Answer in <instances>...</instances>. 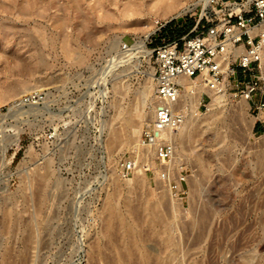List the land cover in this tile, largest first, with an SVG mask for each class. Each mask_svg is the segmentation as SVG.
Masks as SVG:
<instances>
[{
    "label": "rangeland",
    "instance_id": "1",
    "mask_svg": "<svg viewBox=\"0 0 264 264\" xmlns=\"http://www.w3.org/2000/svg\"><path fill=\"white\" fill-rule=\"evenodd\" d=\"M198 1L0 0V264H242L243 247L264 264V124L233 81L214 105L201 95L179 144L182 196L160 179L155 149L152 171L122 175L126 161L147 160L142 132L112 140L147 84L153 101L155 48L192 32L211 5L183 11ZM152 30V55L133 49ZM36 92L45 100H25Z\"/></svg>",
    "mask_w": 264,
    "mask_h": 264
},
{
    "label": "built area",
    "instance_id": "2",
    "mask_svg": "<svg viewBox=\"0 0 264 264\" xmlns=\"http://www.w3.org/2000/svg\"><path fill=\"white\" fill-rule=\"evenodd\" d=\"M167 24L161 23L159 28ZM155 52V116L143 128L141 142L154 147L160 179L182 196L187 177L182 173L179 179L172 178L177 150L174 137L190 110L182 78L196 79L209 90L219 89L226 79L233 81V86L253 102L264 124V89L260 88L259 75L264 55V0H215L189 35L164 39ZM241 74L249 79L243 81ZM46 96L45 92H36L25 100L40 102ZM152 168L149 162L131 159L123 164L121 172L127 177L137 169L149 172Z\"/></svg>",
    "mask_w": 264,
    "mask_h": 264
},
{
    "label": "bare ground",
    "instance_id": "3",
    "mask_svg": "<svg viewBox=\"0 0 264 264\" xmlns=\"http://www.w3.org/2000/svg\"><path fill=\"white\" fill-rule=\"evenodd\" d=\"M163 1H164L165 4L167 3L166 5H168V6H166V7H168V8L171 7V10H172V8L174 6V3H172L173 0H163ZM213 1H215V0H199L198 2L194 3L192 6L186 7V9H183V11H186V10H194V9H196V7H197V5L199 3H203L204 4L203 12H205L206 11V8L208 7V5L210 3H212ZM209 8H210V6L208 7V9ZM168 12H170V11H166L165 13H168ZM155 30H152V31L148 32L147 35H146V37H145V39L138 40L137 43L134 45L133 49H135L136 51L137 50L138 51L140 50V52L143 51V52H146V53L151 54L152 51L147 49L146 43H147L148 39L151 37V35L154 33ZM262 65H264V55H263ZM151 78L156 79L154 77V74L151 76ZM182 81L185 84V96H186V99L190 103V107H189L190 110L188 111V116H187L185 122L180 127V129L178 130V132L176 133V135L174 137L175 138V141H176V147H177L175 159L178 156L179 144H182L183 145L184 142H185L184 141L185 140L184 139L185 138V135L188 132L192 131L195 128L196 118L200 115L199 108L198 107H199V105L201 103V95L204 92H208V93L211 94V96H212V98L214 100V102L212 101L213 102V105L215 103H218V101L223 96V94L221 92L223 91V89L225 87V83L227 82V79H226V82L224 83V85L222 87H220L219 89H217V90H209L204 85L198 84V82H197L196 79L182 78ZM229 83H230V80H229ZM151 92H152L151 86L149 84H147L144 87L143 91H142V101H141L140 110L138 111V113H135L134 115L131 112L132 115L129 118H127V121H126L127 127H126V130L125 131L124 130L122 131V130H119V129H115L113 131L112 140L114 142H117L119 140H122L124 138V136H126L129 140H131L132 138L136 137V134H139V133L142 132V130L140 128V122L142 120L147 119V120L150 121V120H152L154 118V116H155V109H154V98H155V96L152 98L153 101L150 100V93ZM154 95H155V93H154ZM196 96H198V98L195 99ZM150 103L153 106V109L152 110H148L147 109V106ZM141 137H142V135H141ZM187 139L188 138H186V140ZM137 149L140 150L139 147H137ZM152 153L154 154V148L148 146L147 147V150L143 152L144 157H146V159H147L144 162H148L149 161L150 156L152 155ZM258 157H260V156H258ZM144 162H142V163H144ZM260 164H262V163H260ZM241 171H242V169H241ZM244 176L245 175L241 172L239 174V179L240 180H244ZM149 211L154 216H157V214H158V204L157 203H153L150 206V210ZM133 212L134 211L132 210V208L129 205H127L126 206V213L132 214ZM113 217L115 219H118L120 221V223H121V225L123 227V231H124L125 234H127L128 236H131L132 234L136 233V229H137L136 222L135 221L132 222V221L128 220L126 218L125 213H123L121 210H119L118 208H114ZM251 235L254 236L252 233H251ZM170 241L171 240H169V242ZM255 252H256V249L255 248H246V247H243L242 250H241V260H242V264H253V261L255 259V255H256ZM143 254H144V257L145 258H148V253L147 252L146 253L143 252Z\"/></svg>",
    "mask_w": 264,
    "mask_h": 264
},
{
    "label": "trees",
    "instance_id": "4",
    "mask_svg": "<svg viewBox=\"0 0 264 264\" xmlns=\"http://www.w3.org/2000/svg\"><path fill=\"white\" fill-rule=\"evenodd\" d=\"M256 131H257V132L264 131V125H258Z\"/></svg>",
    "mask_w": 264,
    "mask_h": 264
},
{
    "label": "crops",
    "instance_id": "5",
    "mask_svg": "<svg viewBox=\"0 0 264 264\" xmlns=\"http://www.w3.org/2000/svg\"><path fill=\"white\" fill-rule=\"evenodd\" d=\"M171 37H174V38H170V39H180V38H177V35L175 34H172V36Z\"/></svg>",
    "mask_w": 264,
    "mask_h": 264
}]
</instances>
